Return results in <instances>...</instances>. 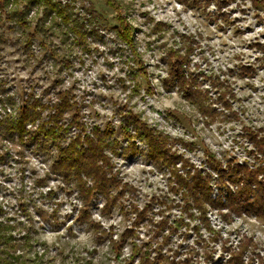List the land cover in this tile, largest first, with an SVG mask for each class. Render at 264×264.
I'll return each instance as SVG.
<instances>
[{"label":"rangeland","instance_id":"rangeland-1","mask_svg":"<svg viewBox=\"0 0 264 264\" xmlns=\"http://www.w3.org/2000/svg\"><path fill=\"white\" fill-rule=\"evenodd\" d=\"M116 1L122 4L128 19L139 30L137 53L147 68V79L130 75L135 57L112 33L93 30L84 40H74L73 35H64L66 31L55 17L45 23L40 21L43 5L31 6L21 14L13 5L18 17L0 16V86L4 85L19 100L29 94L45 101L53 100L59 89L72 88L85 124L102 129L111 126L114 131L111 139L123 138L124 121L120 113L124 108V112L130 110L139 115L148 126L172 139L193 144L192 151L180 145L174 148L197 167L203 161L205 148L223 161L235 158L252 164V156L248 155L250 145L241 131L242 126H251L261 130L264 136V54L255 47L264 43V10H255L249 0H231L226 6L221 5V9L217 4L195 6L191 0ZM71 2L76 7L89 5L110 25L116 24L115 11L103 0ZM21 19L28 22L27 27L19 24ZM156 22H164L169 28L155 33L151 30ZM39 28L41 31L36 32ZM28 33L34 34L31 46L24 42ZM180 35L192 36L197 43L190 70L206 76L202 87L210 90L209 79L213 77L228 80L236 97L232 107L238 119H224L221 115L216 122H205L180 94L163 90L161 79L166 75L163 59L168 49L180 46ZM66 59L68 66L62 61ZM242 66L252 67L254 74L240 77L238 72ZM148 84L154 88V94L146 92ZM138 145L144 150L143 145ZM142 152L126 158L110 152L120 182L130 186L133 192L126 193L107 216L100 212L103 201L98 199L92 204V218L106 232L110 231L109 227L113 228L110 237L114 241L131 227L134 218L131 205L149 208L150 221L142 222L135 229L138 238L130 237L116 256L110 237L103 238L88 224L75 222L76 213H72V208L80 203L75 194L67 196L66 185L59 176L50 173L56 156L53 146L42 151L34 145H1L0 142V220L14 226L11 236L15 239L3 245L2 250L19 255L22 260L19 264H129L133 242L147 244L151 255L155 254L153 250L158 241L153 232L156 222L163 218L177 230L163 253L180 245L181 257L190 253L191 264H221V244L234 246L241 234L260 242L259 253L264 256V221L254 217L241 216L225 224L213 211L208 220L221 237L206 246L197 244L198 235L192 228L199 220L190 219L181 208L169 170L151 164ZM46 174H50V179L44 186L38 185L36 181ZM49 189L53 195L46 194ZM57 203L61 205L56 207ZM199 233L204 238L208 236L204 227H200ZM211 251L213 259L206 262L205 253Z\"/></svg>","mask_w":264,"mask_h":264},{"label":"trees","instance_id":"trees-1","mask_svg":"<svg viewBox=\"0 0 264 264\" xmlns=\"http://www.w3.org/2000/svg\"><path fill=\"white\" fill-rule=\"evenodd\" d=\"M105 5L115 11V25H110L105 17L96 12L91 6L76 4L71 0H0V16L5 19L18 17L13 11V5L18 7L21 14L23 10H29L31 6L43 5L41 22L55 17L64 30V35H73L74 40H84L93 30L112 33L118 39L121 46L129 50L135 57L134 65L130 67V75L134 78L141 75L144 79L149 77L144 63L138 59L136 34L138 28L127 17L126 10L116 0H103ZM195 6L208 7L217 4L226 6L231 2L224 0H191ZM255 9L264 10V0H249ZM23 7V9H22ZM11 8V9H10ZM24 27L27 21H22ZM88 26V29L86 28ZM169 25L164 22H156L152 25L153 32L167 30ZM37 31H41L39 28ZM34 34L25 36V45L31 46ZM180 46L170 48L163 59L166 64V75L161 79L165 92L176 91L182 100L190 103L197 109L205 122H216L222 115L224 119H238L233 110L232 101L236 99L227 79L219 80L218 77L209 79L210 90L202 87L206 76L201 72L194 73L190 70L191 56L197 43L192 36L180 35ZM255 47L264 54V43ZM138 59V60H136ZM66 66L68 60H62ZM136 64V65H135ZM254 69L250 66H242L238 72L240 77L252 76ZM214 96H211V92ZM148 94H154V88L148 84ZM124 109V108H123ZM121 110L124 124L122 126L121 140L111 139L114 135L113 128L106 126H87L82 119L81 107L76 100L72 88L59 89L53 100L45 101L40 97L25 94V98L19 100L17 95L9 94L4 85L0 86V142L1 145L38 146L40 150H47L48 146L56 149L55 160L51 164L50 173L59 176L61 182L66 185L65 194L72 196L80 205L74 204L72 213H76L75 222L88 224L101 237H110L109 232L102 230L99 222L92 216V204L100 199L103 205L100 208L101 215H110L118 201L125 197L126 193L133 190L126 183H121L118 172L109 155L120 157L133 156L138 153L145 154L146 159L153 165L163 166L169 170L174 180V192L179 195L181 208L187 216L197 218L198 224L193 226V231L198 235L197 244L206 246L209 243L218 242L220 232L211 228L208 215L215 212L225 224H231L234 218L241 216L254 217L264 221V136L261 130L242 126V135L250 145L249 157L252 156V164L238 162L235 158L225 161L219 159L213 152L205 148L203 161L197 167L174 148L180 145L192 151L193 144H187L179 139H172L166 133L157 131L154 127L143 122L139 115L127 110ZM173 117L178 119L176 114ZM144 150H142V146ZM110 151V152H109ZM50 179L46 174L36 181L44 186ZM48 195H53L48 190ZM56 204V207L60 206ZM149 208H139L131 205V214L134 215L131 227L121 233L119 239H109L112 250L116 256L126 245L130 237L138 238L136 228L148 218ZM179 219H183L180 217ZM188 225L186 222H182ZM153 232L157 244L153 251L146 248L144 243H131L129 264H191V255L181 257L180 245L167 248L172 236L176 233V226L168 225L167 219L158 220ZM200 227H204L208 236L200 234ZM14 226L0 220V264H19L22 260L19 255L8 254L2 250L3 245L15 241L11 236ZM186 235H184L185 237ZM27 242V237H22ZM207 241V242H206ZM207 243V244H206ZM149 247V246H148ZM261 243L251 236L241 234L237 237L234 246H220L222 257L221 264H264V256L261 251ZM195 255L197 252H194ZM207 254V261L213 259L214 252ZM5 255V256H3Z\"/></svg>","mask_w":264,"mask_h":264}]
</instances>
